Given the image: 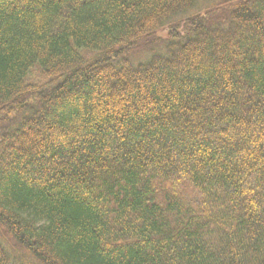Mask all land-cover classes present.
<instances>
[{
    "label": "trees",
    "instance_id": "obj_1",
    "mask_svg": "<svg viewBox=\"0 0 264 264\" xmlns=\"http://www.w3.org/2000/svg\"><path fill=\"white\" fill-rule=\"evenodd\" d=\"M196 1L0 0V264H264V0Z\"/></svg>",
    "mask_w": 264,
    "mask_h": 264
},
{
    "label": "rangeland",
    "instance_id": "obj_2",
    "mask_svg": "<svg viewBox=\"0 0 264 264\" xmlns=\"http://www.w3.org/2000/svg\"><path fill=\"white\" fill-rule=\"evenodd\" d=\"M220 1H223V0H197L195 3V6H194L193 12L199 11L201 9L208 7V6H212L215 3H218ZM148 56H149V54H141L140 53L134 57L133 62H134V64H137L139 62H143V61L148 59ZM0 239L3 240L1 237H0ZM5 245L7 246L6 242H5Z\"/></svg>",
    "mask_w": 264,
    "mask_h": 264
}]
</instances>
